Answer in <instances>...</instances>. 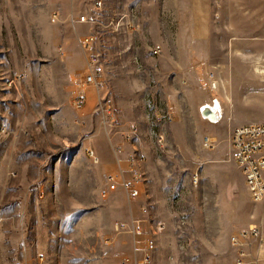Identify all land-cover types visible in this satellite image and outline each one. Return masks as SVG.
Returning a JSON list of instances; mask_svg holds the SVG:
<instances>
[{"label": "rangeland", "instance_id": "374dc122", "mask_svg": "<svg viewBox=\"0 0 264 264\" xmlns=\"http://www.w3.org/2000/svg\"><path fill=\"white\" fill-rule=\"evenodd\" d=\"M94 2L0 0V264H236L231 235L264 232L229 141L264 123V29L215 0Z\"/></svg>", "mask_w": 264, "mask_h": 264}, {"label": "built area", "instance_id": "2783aa9c", "mask_svg": "<svg viewBox=\"0 0 264 264\" xmlns=\"http://www.w3.org/2000/svg\"><path fill=\"white\" fill-rule=\"evenodd\" d=\"M95 8L102 6V0H95ZM57 20V15L53 16L52 21ZM78 23H86L85 16H80L77 19ZM93 37L85 36L81 39L80 43L83 50L88 54L87 73L84 75L83 85L93 86L100 88L102 86V68L96 55L92 54ZM159 48L154 49L153 54H157ZM83 100L76 99V105L81 108ZM230 145L233 149V158L238 164V167L244 175V184L247 189L250 199L255 202H264V123L249 124L234 128L229 136ZM213 144V141L208 140V147ZM109 189L115 190L117 181L109 177ZM122 188L130 194L131 197L136 198L139 196L138 184H140V175L133 171L130 181H121ZM118 229H127L132 235H139L142 228L138 224H121ZM162 222L158 221L153 228V234L161 233L164 229ZM246 246L252 244L258 245L256 251L258 257L264 261V232L258 229H251L231 235L230 244L237 254L236 264H251L247 261V254L244 252L243 244ZM154 245L152 241L147 242V251H151ZM148 260V257L146 258ZM43 258H40L42 261ZM260 262V261H259Z\"/></svg>", "mask_w": 264, "mask_h": 264}, {"label": "crops", "instance_id": "0c3cea01", "mask_svg": "<svg viewBox=\"0 0 264 264\" xmlns=\"http://www.w3.org/2000/svg\"><path fill=\"white\" fill-rule=\"evenodd\" d=\"M215 8V13H224L232 31L264 29V0H215ZM220 15H216V20Z\"/></svg>", "mask_w": 264, "mask_h": 264}, {"label": "water", "instance_id": "95a60500", "mask_svg": "<svg viewBox=\"0 0 264 264\" xmlns=\"http://www.w3.org/2000/svg\"><path fill=\"white\" fill-rule=\"evenodd\" d=\"M205 115H208V114L205 113ZM208 117H210V116H208ZM210 118H211V117H210Z\"/></svg>", "mask_w": 264, "mask_h": 264}, {"label": "bare ground", "instance_id": "6f19581e", "mask_svg": "<svg viewBox=\"0 0 264 264\" xmlns=\"http://www.w3.org/2000/svg\"><path fill=\"white\" fill-rule=\"evenodd\" d=\"M207 107V106H206Z\"/></svg>", "mask_w": 264, "mask_h": 264}]
</instances>
